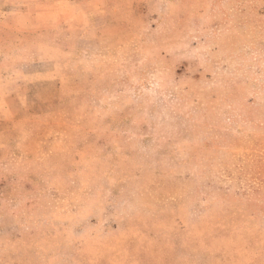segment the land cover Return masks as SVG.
Masks as SVG:
<instances>
[{
    "label": "rangeland",
    "instance_id": "rangeland-1",
    "mask_svg": "<svg viewBox=\"0 0 264 264\" xmlns=\"http://www.w3.org/2000/svg\"><path fill=\"white\" fill-rule=\"evenodd\" d=\"M23 10L1 80L50 59L56 80L16 84L0 264H264V0Z\"/></svg>",
    "mask_w": 264,
    "mask_h": 264
},
{
    "label": "crops",
    "instance_id": "crops-1",
    "mask_svg": "<svg viewBox=\"0 0 264 264\" xmlns=\"http://www.w3.org/2000/svg\"><path fill=\"white\" fill-rule=\"evenodd\" d=\"M48 0H0V22H5L8 19L12 18H22L25 17L24 10L27 9L33 4L47 3ZM69 3L75 2L76 0H67ZM81 1V0H77ZM89 3H97L102 0H82ZM10 8H19V12H12ZM33 14V11H30V14ZM85 12V17H86ZM98 13H94L93 16H96ZM83 16V17H84ZM108 16L112 18L111 12ZM67 30L66 32H68ZM80 40L89 41L95 43L97 41L94 37H89L86 32H81ZM56 66V60H40L34 63H21L19 65L21 68H29L28 71L20 72L12 80L10 78L4 79V76L0 75V142L5 141L9 131L12 126L19 122L22 117L27 114L24 110L25 105L22 101L23 96L20 91L16 88L18 81L24 82L25 84H35L39 81H47L53 83L56 80L54 71ZM8 80V83H4ZM11 82H15L11 85Z\"/></svg>",
    "mask_w": 264,
    "mask_h": 264
}]
</instances>
